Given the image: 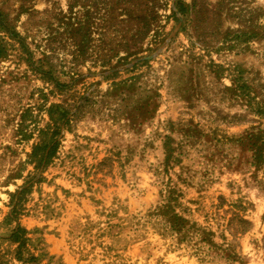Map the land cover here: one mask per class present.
Instances as JSON below:
<instances>
[{"label": "rangeland", "instance_id": "374dc122", "mask_svg": "<svg viewBox=\"0 0 264 264\" xmlns=\"http://www.w3.org/2000/svg\"><path fill=\"white\" fill-rule=\"evenodd\" d=\"M0 264H264V0H0Z\"/></svg>", "mask_w": 264, "mask_h": 264}, {"label": "trees", "instance_id": "16d2710c", "mask_svg": "<svg viewBox=\"0 0 264 264\" xmlns=\"http://www.w3.org/2000/svg\"><path fill=\"white\" fill-rule=\"evenodd\" d=\"M241 222H244L243 220ZM245 229L242 230V232H244ZM20 232V229L16 230L15 233H14V237H17L18 234Z\"/></svg>", "mask_w": 264, "mask_h": 264}]
</instances>
